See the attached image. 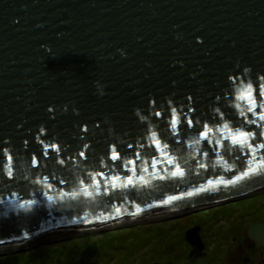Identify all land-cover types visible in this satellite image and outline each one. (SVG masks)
Segmentation results:
<instances>
[{
	"label": "water",
	"instance_id": "1",
	"mask_svg": "<svg viewBox=\"0 0 264 264\" xmlns=\"http://www.w3.org/2000/svg\"><path fill=\"white\" fill-rule=\"evenodd\" d=\"M260 77L264 0H0V250L264 190V149L256 148L253 159L247 147L222 140L212 153L207 141L192 143L196 130H182L180 143L165 141L184 170L173 177L175 166L155 149L126 147L151 143L141 140L146 126L165 128L152 112L168 101L185 111L195 107L198 117L219 108L226 120L217 127L255 119L246 93L264 85ZM256 100L264 108L259 95ZM113 144L124 160L141 152L135 173L107 161ZM152 156L164 162L153 168ZM257 165L258 174L234 185L217 183ZM201 187L207 190L196 192ZM170 196L182 198L162 203ZM248 233L263 237L264 223L251 224ZM186 236L194 248L203 247L199 226Z\"/></svg>",
	"mask_w": 264,
	"mask_h": 264
},
{
	"label": "rangeland",
	"instance_id": "2",
	"mask_svg": "<svg viewBox=\"0 0 264 264\" xmlns=\"http://www.w3.org/2000/svg\"><path fill=\"white\" fill-rule=\"evenodd\" d=\"M257 217H264V190L243 194L219 205L182 211L169 216L134 220L0 250V260H3L4 257L6 259L14 258L10 264H83L89 262L92 254L98 253L99 255L100 253L103 256L102 253L105 251L123 247H127L131 253H135L146 248L150 241L170 237L176 239L178 230L189 225L202 223L207 225L209 231L221 228L223 225L221 219L228 221L233 219L234 223L238 222L240 225L246 226ZM168 228L170 230L176 228L174 230L176 232L166 231ZM74 245H76L75 248H73ZM61 246L67 247L57 252L50 251V249L53 250ZM33 256L34 258H32Z\"/></svg>",
	"mask_w": 264,
	"mask_h": 264
},
{
	"label": "snow or ice",
	"instance_id": "3",
	"mask_svg": "<svg viewBox=\"0 0 264 264\" xmlns=\"http://www.w3.org/2000/svg\"><path fill=\"white\" fill-rule=\"evenodd\" d=\"M261 80H264V77H260ZM229 80H231L233 83H236V78L234 76L229 77ZM250 91L246 93L248 102H249V108L248 113L255 116V119H249L245 118L243 119L242 123L237 122L235 124L234 128H230L229 124L227 122H224L221 127H217L216 125L226 120V113L221 111L219 108L215 109L214 113L211 116L204 117V116H197V110L195 107L189 106L187 108V111L184 110V107H177L172 106V101H168V106L164 108L163 111H154L152 112V115L156 118H163L165 128L161 129L159 132L153 131L150 127H145V130L141 133V140H147L151 141V143H129L127 144V149L134 150L136 148L144 149V148H153L156 150V152L160 153L162 156L166 158V163L168 165H174L175 171L171 172V176L173 177H183L184 176V170L179 166V164L175 163V158L170 157L168 152L166 151L169 149V143L165 142L169 138L173 139L175 143H180L177 137H179L182 134L187 135L189 131L196 130L198 139H195L192 141L193 144H200L201 140L207 141L208 145L210 146V151L212 153H215L218 148L223 147L222 140H230L232 145H239L240 147H247L249 149V152L246 153V155H251L253 159H256L254 153L256 148L264 149V142L260 144L254 143L257 139L264 141V127H261V124H259L257 121L264 122V108H262L261 103H258L256 100V96L259 95L260 101H264V85H258L255 88L252 86H249ZM220 97H217V100H219ZM187 100L191 101L192 97H187ZM151 104L155 106L157 104L156 100H152ZM238 107V106H237ZM259 109V111H257ZM239 116L244 118L246 117L245 112L241 111L239 113ZM142 121L147 120V117H141ZM202 121H204L202 123ZM211 126H210V123ZM157 124H159V121H157ZM244 125H255L256 128L260 129L259 132L252 131L250 129H246ZM202 129V130H201ZM85 132L88 131L87 128L84 129ZM227 131L228 134H225ZM214 133H220L221 138L216 139L215 141L209 139L210 136H212ZM170 134V136L168 135ZM163 137V140L160 138ZM27 143V141H25ZM53 150L59 151V145H52L51 146ZM87 147V145L85 146ZM117 145H110L109 151L107 153V161L111 162L112 166H117L116 162L121 161V165L125 171H131L135 173L136 171V162L141 159V152L134 151L135 159L132 160H124V157L122 156L121 152L117 151ZM48 146L45 145V152L44 155H48ZM205 157L209 155V151H205L203 153ZM79 156L81 158L87 159L85 153L82 151L79 153ZM149 161H144V163H148ZM164 161H161L157 159L155 156H152L151 158V165L153 168L157 166V164L162 163ZM39 162L34 160V166L38 164ZM63 163V161H61ZM104 167H108L109 165L105 163L104 161H101ZM131 166V167H130ZM201 168H205V164L199 165ZM260 165L249 167L246 171H243L240 175H236L233 179L230 180H222L217 181V183H224L225 185H234L244 177H248L250 175H256L258 174L260 170ZM146 170V169H145ZM97 176L103 177L104 173H97ZM161 179H164V177H160ZM113 180L119 179V177H113ZM141 179H143L141 177ZM60 183H64V181H60ZM133 178L132 176L127 177V184L132 185ZM113 187L116 185L113 184ZM209 188L215 187V184L213 181H208ZM207 189L204 187H201L196 190V192H204ZM196 192H187L183 195L186 196H193L196 194ZM181 196H170L167 200L162 201L164 204L171 203L174 200L181 199ZM137 211H140L139 207H137Z\"/></svg>",
	"mask_w": 264,
	"mask_h": 264
},
{
	"label": "flooded vegetation",
	"instance_id": "4",
	"mask_svg": "<svg viewBox=\"0 0 264 264\" xmlns=\"http://www.w3.org/2000/svg\"><path fill=\"white\" fill-rule=\"evenodd\" d=\"M220 221L223 225L219 229L208 231L202 223L189 225L183 231L178 230L176 239L150 241L146 248L135 253L127 247L105 251L103 256L96 253L83 264H264V235L255 239L248 233V227L255 222L264 223V217L253 219L246 226L234 223L233 219ZM195 226L200 228L203 247L194 248L186 236L187 230ZM175 229L166 231L174 233Z\"/></svg>",
	"mask_w": 264,
	"mask_h": 264
},
{
	"label": "trees",
	"instance_id": "5",
	"mask_svg": "<svg viewBox=\"0 0 264 264\" xmlns=\"http://www.w3.org/2000/svg\"><path fill=\"white\" fill-rule=\"evenodd\" d=\"M67 246H61V247H56V248H54L53 250H51L50 249V251H59V250H61L62 248H66ZM76 247V245H74L73 246V248H75ZM95 250V249H94ZM93 253V252H92ZM94 254H92V256H93ZM32 258H34V256L32 257ZM14 258H7L6 259V257H4L3 258V260H0V264H10L11 262H13L14 260H13ZM16 264V263H15Z\"/></svg>",
	"mask_w": 264,
	"mask_h": 264
},
{
	"label": "bare ground",
	"instance_id": "6",
	"mask_svg": "<svg viewBox=\"0 0 264 264\" xmlns=\"http://www.w3.org/2000/svg\"><path fill=\"white\" fill-rule=\"evenodd\" d=\"M168 213H165V214H161V215H156L158 217L160 216H166ZM152 217H155V216H152ZM152 217H147V218H143V219H138V220H144V219H149V218H152ZM117 225V224H116ZM10 249V248H9Z\"/></svg>",
	"mask_w": 264,
	"mask_h": 264
}]
</instances>
